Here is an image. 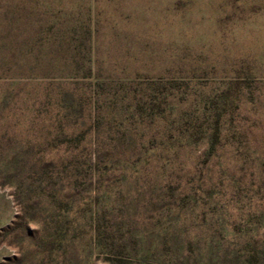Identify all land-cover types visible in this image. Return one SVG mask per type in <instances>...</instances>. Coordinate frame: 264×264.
<instances>
[{"label": "rangeland", "instance_id": "rangeland-1", "mask_svg": "<svg viewBox=\"0 0 264 264\" xmlns=\"http://www.w3.org/2000/svg\"><path fill=\"white\" fill-rule=\"evenodd\" d=\"M0 264H264V0H0Z\"/></svg>", "mask_w": 264, "mask_h": 264}]
</instances>
